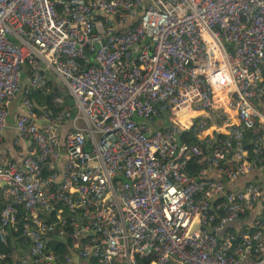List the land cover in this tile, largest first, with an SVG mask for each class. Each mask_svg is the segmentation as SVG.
Instances as JSON below:
<instances>
[{
  "label": "built area",
  "instance_id": "obj_1",
  "mask_svg": "<svg viewBox=\"0 0 264 264\" xmlns=\"http://www.w3.org/2000/svg\"><path fill=\"white\" fill-rule=\"evenodd\" d=\"M16 99L0 264H264V0H0Z\"/></svg>",
  "mask_w": 264,
  "mask_h": 264
},
{
  "label": "trees",
  "instance_id": "obj_2",
  "mask_svg": "<svg viewBox=\"0 0 264 264\" xmlns=\"http://www.w3.org/2000/svg\"><path fill=\"white\" fill-rule=\"evenodd\" d=\"M30 71L31 70L29 69V66H27L25 73L30 72ZM47 77L49 79V85L48 86H49L50 91L45 96H41L39 93H35L34 97H36L40 103H45V105H47L50 109L59 110L61 108L56 103L55 100L59 96H64L63 94H65V91H63V90H66V89L62 90V88L59 86L60 83L54 74H51L48 72ZM210 120L211 119L209 116L208 121H210ZM144 121L148 125H150L152 128H154L155 130H159V131L164 132L165 130L168 129L169 118L166 116H164L161 119H158V118L145 119ZM178 140L180 141L181 145L186 144V145L191 146V147L198 145L200 143L198 137H194V136L189 137L186 134V132H184V131H182L181 135L178 136ZM263 165H264V161H263ZM200 169H201V166L197 163V160H195V159L192 160L187 167V171L190 172L191 175L198 174ZM49 247L51 249H53L54 251H57L59 253H65V252L69 251L68 243L64 244V243H60V242H51L49 244ZM91 263L97 264L96 261H94V262L91 261Z\"/></svg>",
  "mask_w": 264,
  "mask_h": 264
},
{
  "label": "crops",
  "instance_id": "obj_3",
  "mask_svg": "<svg viewBox=\"0 0 264 264\" xmlns=\"http://www.w3.org/2000/svg\"><path fill=\"white\" fill-rule=\"evenodd\" d=\"M27 82H28V78L26 77L24 80V83H27ZM59 83H60L59 86L62 88V90L65 89L63 87L62 83L61 82H59ZM63 91H66V90H63ZM63 95L67 96V92H65V94H63ZM67 102H68V104L73 105V100L71 98H69V100ZM19 113H20V104H19L18 99H16L12 103V106H11V118H10V122H9V127L5 132L4 142L0 144V153L4 152L5 155L11 159L14 158V149L13 148H14V140L16 138V131L14 129V123H15V119ZM239 224H240V222H236V223L232 224L231 226H229V229H231V228H233Z\"/></svg>",
  "mask_w": 264,
  "mask_h": 264
},
{
  "label": "rangeland",
  "instance_id": "obj_4",
  "mask_svg": "<svg viewBox=\"0 0 264 264\" xmlns=\"http://www.w3.org/2000/svg\"><path fill=\"white\" fill-rule=\"evenodd\" d=\"M49 91H50V89H49ZM65 92H66V91H65ZM66 99H67V101L69 100V98H68V97H67ZM261 110H262V112H264V110H263L262 108H261Z\"/></svg>",
  "mask_w": 264,
  "mask_h": 264
}]
</instances>
